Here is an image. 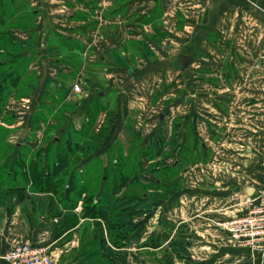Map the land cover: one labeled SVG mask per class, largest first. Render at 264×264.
<instances>
[{
    "label": "crops",
    "instance_id": "obj_1",
    "mask_svg": "<svg viewBox=\"0 0 264 264\" xmlns=\"http://www.w3.org/2000/svg\"><path fill=\"white\" fill-rule=\"evenodd\" d=\"M27 1L31 9L39 10L32 29H20L13 36L20 43L32 41L35 57L29 74L37 77L33 106L45 104L48 89L62 77L67 83L65 100H80L75 101L78 109L73 114L88 117L95 112L90 135L101 129L103 135L100 146L82 156L85 161L74 169H49L50 190L37 187L30 169H17L15 179L7 180V190L0 196V264H7L3 256L18 243L49 247L55 264H141L137 252H159L165 262L158 263L166 264V254L172 253L166 237L191 241L190 264H264L262 254L240 247L218 224L240 211L245 196L264 188V99L255 112L258 126L243 127L239 121V128L232 130L223 124L237 92L233 79L246 75L248 62L263 65L259 51L264 45V0ZM180 55L192 61L184 62ZM88 78L94 84L91 91ZM100 78L105 86H100ZM74 85L80 86L82 95H75ZM226 87L232 95H224ZM157 88H162L161 94ZM154 108L162 112L159 118ZM79 119L74 115L64 125H49L56 127L52 140L63 137L68 152V129ZM177 120L182 122L180 132L173 127ZM186 127L190 135L193 132V146L245 144L247 155L238 157L244 162L231 163L239 169L216 172L219 169H210L215 167L211 162L216 152L207 144L212 151L208 166L192 164L164 188L156 187L152 166L160 163L166 173L179 169L181 161L173 167L162 155L166 147L174 148L172 153L178 149L172 160L184 155L190 148L187 135L181 137L187 134ZM40 135L41 131L38 140ZM156 143L163 144L160 155L153 149ZM51 144L46 147L53 153L51 146L54 150L57 146ZM146 151L150 166L143 161ZM109 154L125 156L134 166L113 169L119 165L113 161L112 169L104 164L103 169H85L99 159L104 162ZM139 164L142 168H136ZM121 175L128 178L119 188ZM109 188L116 190L110 203L105 196ZM91 197L97 208L89 212ZM106 206L117 221L116 229L102 216ZM115 230L124 231L120 244Z\"/></svg>",
    "mask_w": 264,
    "mask_h": 264
},
{
    "label": "rangeland",
    "instance_id": "obj_2",
    "mask_svg": "<svg viewBox=\"0 0 264 264\" xmlns=\"http://www.w3.org/2000/svg\"><path fill=\"white\" fill-rule=\"evenodd\" d=\"M6 4L3 9H5V12L7 11V14L2 15V19H0V42L5 39V36L3 33L8 30L9 34L11 32V36L16 39L13 34L18 32L20 29H23L25 32V29H28L29 26L32 29V18L31 14L33 12L39 11L37 9L33 10L30 8V5L28 4L27 0H6ZM46 1V2H45ZM44 3H47V0H44ZM63 4V3H62ZM9 8L11 9H8ZM1 9V8H0ZM2 12H0V15ZM15 14V15H14ZM34 15V14H33ZM32 24V25H31ZM18 28V29H17ZM27 32V31H26ZM19 33V32H18ZM28 38V37H27ZM25 38V40L27 39ZM264 41V40H262ZM24 41L23 45H29L28 48H24L25 50L21 51H15L14 57H20L22 60H20V63H23L25 65L22 73H25L26 76L23 77V81L20 80V87L18 90L11 89V87L7 88L4 87V91L1 92L0 95L5 94L9 95V97H3L0 98V104L1 101L3 103L0 105V111H1V117H0V196L2 193L6 192L7 185L6 182L9 179L8 174L5 172L7 169H44L46 172L49 171V169H52L53 166H63L59 167L60 169H74L75 165L79 161H85L83 158L85 154L89 153L92 149H96L101 144V136L103 135V131H101L98 134L90 135L91 134V123L95 120H93L96 116V113L91 111L88 113V117L86 115L82 114L80 116L79 112L77 111V104H75V101H80L78 97L76 100H71V103L69 101L65 100L66 95V79H63L62 77L57 80V83L52 85L48 91L47 95H45V100L43 99V102L45 104H41L38 109L33 106V103L31 101V92L34 87L37 85V77L34 75L29 74V68L31 67V62L33 61L35 57L34 50L32 49V41L27 42ZM11 48L10 46L6 47ZM264 50V45L261 46V51H259L262 55ZM27 51V52H25ZM250 53L254 54V52ZM261 57V56H260ZM261 60V58H260ZM248 61H251L250 59ZM88 71H90L89 68H87ZM246 75L242 76L241 78H234V86L233 91L236 90L237 92L233 94V103H232V109H230V113L228 112V116L224 118L223 124L226 123V126H229V129H235L239 128V121L242 122L243 127L252 128L256 125V111L260 109V104H262V98L264 99V62L262 66H257L255 62H248L247 68H246ZM33 79V80H32ZM101 79V78H100ZM87 86L89 87V91L92 90V87L94 84L90 81L91 78L87 79ZM90 82V83H89ZM101 84L100 86H105L104 79H101L99 81ZM229 90L228 87L225 88L224 95H232L231 90ZM158 90V88H157ZM160 90V91H159ZM159 94H161L162 88H159ZM96 91V89H94ZM102 92V91H101ZM219 94V93H218ZM82 95V94H80ZM158 95V94H157ZM5 98V99H4ZM158 98L155 96V99ZM256 99L258 102H256ZM111 100V99H110ZM235 101V102H234ZM238 103L241 104L240 109H242L243 113H239L238 110ZM156 104V103H155ZM69 105V106H68ZM155 109V108H154ZM72 111V112H71ZM161 111L154 110V115H161ZM70 114V115H68ZM255 114V115H254ZM74 115L79 119V121L76 123V125H70L68 131H71V143H70V152L68 150L64 149V144H67L64 138L62 137L53 139V133L56 134V127H50L51 123H55L56 126H60L64 120L67 123V119L73 118ZM160 116H158L159 118ZM91 120V121H90ZM261 121V120H260ZM64 125V124H62ZM81 127V128H80ZM104 127V126H102ZM175 131H179L183 127L181 120L175 121L173 125ZM80 128V129H78ZM187 134L181 133V137L186 136L185 139L188 141V146L190 147L187 151L183 152V156L179 157L178 159H173V156L177 154L178 149L175 150L172 153V149L169 150V148H165L167 150H164L163 152V159L164 161L168 160V163H179L181 161V165L179 169H177L175 172H169V177L176 180V177L181 170V172L187 169L188 166H191L192 164L199 163L201 166H208L209 160L212 155L211 149H215L216 156L214 157V160L211 162V166H215L214 168L210 169H219L216 172L225 171V169H239L238 167H235L236 163L244 162L241 160L239 161V153L245 157L247 155V146L245 144L237 143L239 141H233L232 144L230 142H227L225 144V141L219 142V143H213V142H204V143H196L194 146L193 141V132L190 135V129L189 127H186ZM264 130V129H263ZM41 131L43 135H40V140H38V133ZM264 134V132H263ZM90 135V136H89ZM89 136L90 140H85V137ZM243 142V141H242ZM3 143H5L3 145ZM49 143H52L51 145L57 146V148L54 150L53 146H51V150H53V153H50V149L46 146H48ZM183 144V141L181 142ZM207 144L211 146V149L207 147ZM248 144V143H247ZM162 149H164L163 144ZM165 144V146H167ZM62 146V148L59 149V147ZM174 146V144H173ZM81 148V150H80ZM181 149V147H180ZM155 150V149H154ZM226 150V151H225ZM228 154H227V153ZM199 153V157L195 158L194 154ZM62 154V155H61ZM147 154L143 153L145 156ZM231 154V155H229ZM237 154V155H235ZM62 156L66 159V162L63 160ZM83 156V157H82ZM140 156V155H139ZM138 157V156H137ZM141 157V156H140ZM149 155H146V158L143 159V161L146 164L152 165V162H150L152 159L148 158ZM62 158V159H60ZM154 158V157H152ZM61 160V163H59L58 160ZM104 162H102L100 159L98 162L94 161L92 166L85 169H103L102 164L108 165L109 168L112 169L111 166L114 165L113 161H118V164L121 165V167H118V169H124V171H127L128 165L131 164L134 166L131 161L129 162L128 159L125 156H122L119 158V156L111 157V154L108 155L107 158H103ZM95 160V159H94ZM55 162H58L55 164ZM109 162V163H107ZM83 163V162H82ZM126 164L125 167H122L123 164ZM163 163V162H162ZM233 163V164H231ZM156 165V164H155ZM155 165L152 167L154 168ZM160 165V163H159ZM174 164H172L173 166ZM242 165V164H241ZM149 169V168H148ZM147 170H143L142 172H146ZM99 174V172H98ZM110 174V173H109ZM140 174V171H139ZM167 174V173H165ZM146 175V173L144 174ZM157 179L161 178V175L155 176ZM101 178V176H100ZM151 176L148 175L147 179H150ZM145 178V180H147ZM100 180V179H99ZM16 182H21L19 179H16ZM94 184V183H93ZM90 185L91 187H94V185ZM181 181L178 180L176 183L177 186H181ZM36 184H34V187ZM39 188V184L37 186ZM175 190V189H173ZM264 191V188H261L257 193H260ZM95 193V192H94ZM256 193V195H257ZM90 196V195H89ZM88 196V197H89ZM255 196V195H254ZM186 229V228H185ZM186 231L184 230L183 233ZM164 240L171 241L169 243V248L171 249V254H166L167 262L166 264H185L182 263L183 259L182 257L186 254V251L180 252L175 254L176 247L175 245V238L170 240L168 237H166ZM180 241V239H179ZM186 243L190 240H185ZM189 246V245H188ZM191 247V246H190ZM253 253H260L264 257V248L260 250H251ZM256 251V252H255ZM139 256L138 262L141 264H159V260H163V254L158 253H152L147 254L145 252H137ZM140 253V254H139ZM187 255L191 257V252L188 251ZM176 257L178 258L176 262ZM159 259V260H158ZM175 259V262H174ZM180 260V261H179ZM165 262V261H164ZM186 262V261H185ZM187 264V262H186Z\"/></svg>",
    "mask_w": 264,
    "mask_h": 264
},
{
    "label": "trees",
    "instance_id": "obj_3",
    "mask_svg": "<svg viewBox=\"0 0 264 264\" xmlns=\"http://www.w3.org/2000/svg\"><path fill=\"white\" fill-rule=\"evenodd\" d=\"M6 2H7L6 0H0V8H1L0 12H2V14L0 15V19H2V17H3L2 15L7 14V11H6V13H4L5 9H3L5 7L3 5L6 4ZM8 9H11V8H9V6H8ZM37 13H38V11H34L33 12L34 15L31 14V18L34 17L35 15H37ZM30 27L31 26H29V28ZM3 35L5 36L6 40H4V41L2 40L0 42V94H1L2 91H4V89H5L4 87H7V88L11 87V89H14V90H18V88L20 87V80L23 81V77L26 76L25 73H22L25 65L23 63L19 62L20 60H22V58L14 57L13 54H14L15 51L25 50L24 48H28V46H29L27 44L23 45L20 42H18L15 38H13L11 36V32L9 34L8 30L5 31V33H3ZM8 46H10L11 48L10 49L9 48L6 49V47H8ZM25 52H27V51H25ZM10 95H11L10 93H9V95H5V94L2 93V95H0V98L3 99L4 96L5 97H9ZM3 101H1V104L3 103ZM0 117H1V111H0ZM0 141H1V139H0ZM4 144L5 143H3V145ZM153 149H155L157 151L158 155H160L161 152H162V145L156 143V145H154ZM0 151H1V149H0ZM64 157L62 156V158H64ZM62 158H60V159H62ZM60 159H58V160H60ZM63 160L66 162L65 158ZM58 162L61 163V160L58 161ZM58 162H55V164L58 163ZM59 163H58V165H59ZM117 163H118V161H117ZM175 163L176 162L173 163L174 164L173 167L175 166ZM125 166H126V164L124 163L122 165V167H125ZM59 167H63V166H59ZM59 167L53 166L52 169H60ZM118 167H121V165L119 164ZM155 167L153 169H151V174L153 175V183L158 188H164V185L168 182V180H170L169 173L167 172V174H165L166 173L165 172L166 169H162L161 167H159V165H157ZM112 168L113 169H118V168H114V166ZM136 168H142L141 164L136 166ZM138 171L139 170L137 169L135 171V174H134V182L136 181L137 183L136 182L135 183L137 185H138L139 177H140ZM5 173L8 174L9 180H14L15 179V175H17V169H7V171ZM56 174H59V172H57ZM46 175H48V171L46 172L44 169H30V177H32L33 180L36 183L39 184V186L41 187L40 189H42L44 191L50 190V188L47 187V186H49L51 184L50 180H48V178H46ZM156 175H161V178L157 179L155 177ZM24 176L26 177V180L30 179L28 174H24ZM127 178H128L127 176L125 178V176L121 175L119 188H122L124 186V183H126V181H127L126 179ZM114 189H110L109 188V189H107V191L105 193V196H107L106 198L109 201V203L112 201V196H115L116 190H114ZM108 195H111V196H108ZM144 197H147V195L144 196V194H143V198ZM115 203H116V208H120L119 206L117 207V204L119 203V201L115 200ZM92 204L93 203H92V197H91V198H89V204H87V210L89 212L93 211L92 209L97 208V205H95L96 207H94ZM138 205H137L136 209H138ZM105 209H106L107 212L104 211L105 213H103L102 216L106 217L109 220V222L112 223L111 229H116V227H118L117 224H116L117 221L112 219L111 213L109 211L110 208L108 206H106ZM136 209H134V210H136ZM99 212L100 211H98V213ZM87 214H89V213L87 212ZM92 215L95 216L96 214H92ZM115 231H116V234H118L117 235L118 238L120 239L119 240V244H120V243H122L124 241V238H123L124 231H122V230H121V232H117L118 230H115ZM185 231H186V229H185ZM187 233L188 232L186 231L185 234H187ZM112 238H113V235H112ZM186 238L187 237H179L180 241H179V239L176 240L174 246L176 247V245H177V246H180V247L179 248H175L176 249L175 254L180 253V252H184V251L187 250V247L189 248L191 246V242L189 243V241H187V243H186V241H185ZM152 242H154V240ZM178 251H180V252H178ZM187 252L188 251H186V254L182 257V259L184 261H186V262H189V264H190L191 257L189 255H187ZM3 261L6 262L5 260H3Z\"/></svg>",
    "mask_w": 264,
    "mask_h": 264
},
{
    "label": "built area",
    "instance_id": "obj_4",
    "mask_svg": "<svg viewBox=\"0 0 264 264\" xmlns=\"http://www.w3.org/2000/svg\"><path fill=\"white\" fill-rule=\"evenodd\" d=\"M261 60L264 62V50ZM80 90L79 85H74L75 95H80ZM218 224L240 247L252 250L264 248V191L255 196H245L240 211L233 212ZM3 260L8 264H55L49 247L30 243L14 245Z\"/></svg>",
    "mask_w": 264,
    "mask_h": 264
},
{
    "label": "water",
    "instance_id": "obj_5",
    "mask_svg": "<svg viewBox=\"0 0 264 264\" xmlns=\"http://www.w3.org/2000/svg\"><path fill=\"white\" fill-rule=\"evenodd\" d=\"M180 59L184 62H191L192 58L191 57H187L185 55H180ZM131 71V68H130ZM253 192V189H249V193Z\"/></svg>",
    "mask_w": 264,
    "mask_h": 264
}]
</instances>
